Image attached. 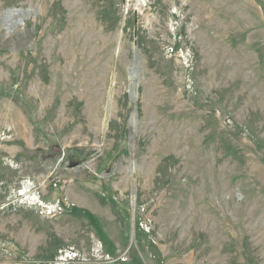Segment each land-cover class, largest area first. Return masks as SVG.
Returning <instances> with one entry per match:
<instances>
[{"label": "rangeland", "instance_id": "obj_1", "mask_svg": "<svg viewBox=\"0 0 264 264\" xmlns=\"http://www.w3.org/2000/svg\"><path fill=\"white\" fill-rule=\"evenodd\" d=\"M64 251L264 264V0H0V264Z\"/></svg>", "mask_w": 264, "mask_h": 264}, {"label": "built area", "instance_id": "obj_2", "mask_svg": "<svg viewBox=\"0 0 264 264\" xmlns=\"http://www.w3.org/2000/svg\"><path fill=\"white\" fill-rule=\"evenodd\" d=\"M23 196V195H22ZM76 254H72L71 252L64 251L57 259V263L59 264H69L71 261H74Z\"/></svg>", "mask_w": 264, "mask_h": 264}, {"label": "bare ground", "instance_id": "obj_3", "mask_svg": "<svg viewBox=\"0 0 264 264\" xmlns=\"http://www.w3.org/2000/svg\"><path fill=\"white\" fill-rule=\"evenodd\" d=\"M84 21H85V20H84ZM84 25H85V24H84ZM73 26L75 27L76 25H73ZM80 27H81V26H80ZM80 27H79V28H80ZM72 28H73V27H72ZM84 28H85V26H84ZM82 30H83V28H82ZM85 30H86V29H85ZM78 32H79V31H78ZM84 34H85V33H84ZM79 35H80V34H79ZM74 36H76V35H74ZM81 36H82V35H81ZM78 38H80V37H78ZM71 41H72V40H71ZM55 42H56V41H55ZM81 42H83V41L81 40ZM85 42H86V41H85ZM69 43H70V41H69ZM67 46H68V44H67ZM71 48H72V46H71ZM78 49H79V48H78ZM68 50H69V49H68ZM66 51H67V50H66ZM66 51H65V53H67ZM85 51H86V50H85ZM70 52H71V51H70ZM72 52H73V51H72ZM65 53H64V54H65ZM71 54H72V53H71ZM77 54H79V52H78ZM83 54H84V53H83ZM86 54H87V53H86ZM59 55H60V54H59ZM67 55H68V54H67ZM72 55H73V54H72ZM64 56H66V55H64ZM59 57H61V56H59ZM68 57H69V55H68ZM81 57H82V55H81ZM83 57H84V56H83ZM86 57H87V56H86ZM62 58H64V57H62ZM76 59H77V58H76ZM59 60H60V58H59ZM63 60H64V59H63ZM70 60H71V59H70ZM82 60H83V59H82ZM84 60H85V59H84ZM64 62H66V60H65ZM71 62H72V61H71ZM80 62H81V61H80ZM67 63H68V62H67ZM81 63H82V62H81ZM85 63H87V60H85ZM85 63H84L83 66H85ZM68 64H69V63H68ZM75 64H78V62L76 61ZM73 65H74V64H73ZM86 65H87V64H86ZM78 66H79V65H78ZM78 68H79V67H78ZM85 68H86V67H85ZM61 69H62V68H61ZM64 69H65V67H64ZM76 69H77V68H76ZM82 70H83V68H82ZM82 70H81V71H82ZM74 71H75V70H74ZM78 71H79V70H78ZM81 71H80V72H81ZM72 72H73V71H71V73H72ZM61 73H62V70H61ZM82 74H83V73H82ZM84 74H86V73H84ZM71 75H72V74H71ZM86 75H87V74H86ZM65 76H66V74H65ZM67 76H68V75H67ZM61 77H62V76H61ZM64 79H65V77H64ZM64 79H63V80H64ZM68 79H69V78H68ZM80 79H81V78H80ZM61 80H62V79H61ZM65 80H66V79H65ZM76 80H77V79H76ZM69 81L72 82L71 80H69ZM78 81H79V80H78ZM81 81H82V80H81ZM81 81H80V82H81Z\"/></svg>", "mask_w": 264, "mask_h": 264}]
</instances>
